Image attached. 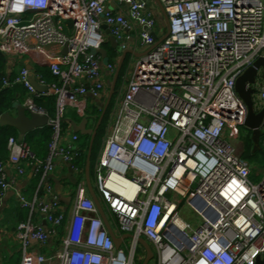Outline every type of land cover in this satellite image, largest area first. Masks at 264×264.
Instances as JSON below:
<instances>
[{
	"label": "built area",
	"instance_id": "1",
	"mask_svg": "<svg viewBox=\"0 0 264 264\" xmlns=\"http://www.w3.org/2000/svg\"><path fill=\"white\" fill-rule=\"evenodd\" d=\"M160 1L170 35L125 68L94 170L93 186L113 231L133 238L115 247L85 179L77 182L69 218L60 195L46 185L32 201L19 197L30 211L15 233L21 264H142L140 238L153 248L155 264H256L264 258V178L252 182L253 167L237 146L248 110L235 90L238 78L264 57V0ZM110 2L0 0V53L9 66L31 57L0 78V92L23 86V105L48 117L35 99L56 100L45 160L25 142L9 139V159L0 160V206L15 183L9 166L18 176L33 168L42 183L58 159L81 173L73 165L81 138L74 133L65 140L62 132L67 111L87 118L93 101L102 112L111 89L107 79L114 80L123 53L155 45L159 26L148 0H118V10ZM104 25L118 43L107 65L92 53L106 42ZM36 68H49L58 83ZM31 77L48 91L38 92ZM184 203L197 225L181 216ZM36 210L48 228L33 220ZM51 241L57 244L47 254L37 252ZM139 248L144 255L138 263Z\"/></svg>",
	"mask_w": 264,
	"mask_h": 264
},
{
	"label": "water",
	"instance_id": "2",
	"mask_svg": "<svg viewBox=\"0 0 264 264\" xmlns=\"http://www.w3.org/2000/svg\"><path fill=\"white\" fill-rule=\"evenodd\" d=\"M155 2L156 4H154ZM148 7L152 9H159L164 17V21L166 23V27L164 28L163 35L161 37L156 36L153 33V36L155 38V45L152 46L150 49H148L143 54H138L134 51H126L123 53L122 58L118 64L117 71L110 89V95L108 97L107 102L105 103V106L102 110V113L99 117V120L95 126V128H88V119L84 118L81 123H77L75 121H72L70 119H66L68 122H70L72 126L73 133L80 134L83 137H90V145L87 155V161H86V167H85V178H86V185L89 191L90 196L95 202L96 207L99 210V213L106 225V228L110 234V236L113 239V242L115 244V247L117 249H120L123 241L125 239L133 238L132 235L126 234L123 237H117L115 232L113 231L107 215L102 207V204L98 198V195L94 189L93 186V180H92V172H91V166H92V152L93 147L95 144V140L97 137L98 130L100 126L102 125L104 118L111 106L112 100L114 98V95L116 93L117 83L119 81L121 72L124 68L126 59L128 55H133L136 58H140L143 55L149 53L154 48H156L158 45H160L169 35H170V22L169 17L165 12V9L161 3L160 0H150L148 1ZM104 29L107 27L104 26ZM110 42L112 44L113 48L117 47V41L114 37L111 36ZM51 48V47H48ZM63 55L68 54V44L64 46ZM94 55H101L104 59V65H107L109 61L108 57V51L104 48L98 50V51H92ZM27 67L31 70L32 67L30 65H27ZM264 79V57L258 58L251 67H249L237 80L236 83V93L238 96L242 99V101L245 103L248 115L244 124V128L252 132V141L254 144L253 152L256 153L257 151L262 150L261 140L264 136V107L258 108L256 106V97L258 96L259 92V86L260 81ZM31 83L36 88V90L40 93L47 92L48 88L45 86H41L39 82L31 77ZM50 118L46 115L41 114H35L29 112V110L23 105V104H15L14 105V111L7 112L0 116V126L2 127H10L15 129L18 132V142L24 143L26 137L31 134L34 131L44 129L49 126ZM68 179L73 185H77V178L74 177V170L71 165H69V174ZM195 206L199 209L200 212H203V214L206 217L210 218V212L207 211L204 206L196 204ZM44 227H47L46 221L44 222ZM141 248L145 251V258L142 261V264H150L151 261L155 258L154 251L151 247V245L143 238H140L138 240ZM256 264H264V258H259L257 260Z\"/></svg>",
	"mask_w": 264,
	"mask_h": 264
},
{
	"label": "crops",
	"instance_id": "3",
	"mask_svg": "<svg viewBox=\"0 0 264 264\" xmlns=\"http://www.w3.org/2000/svg\"><path fill=\"white\" fill-rule=\"evenodd\" d=\"M153 3L156 4L155 2ZM109 7L111 9L118 10L119 8L118 0H111ZM149 11L152 12L155 18L158 17V19L161 18L164 21V17L162 13H159L161 11H159L158 8L152 9L149 7ZM103 33H104V37L106 41L105 43H109L112 47V44L110 42V38H111L110 29L108 27L106 29L103 28ZM156 33L159 34L158 36H160L163 32L156 31ZM112 49L116 51L117 47L116 48L112 47ZM145 51H146L145 49H139L137 53L143 54L145 53ZM29 59L31 61V57H25L19 63H14L12 66H8L7 70H13L14 72L18 71L20 67H22V64H25V62H27V60ZM107 83L111 84L112 86L113 81L112 83H110V79H107ZM263 88H264V83L263 85H261V88L258 92L259 95L257 96V98H259L257 99L258 104H262V107H264V100L261 99V92ZM100 106L101 104L97 105V104H94L92 101L91 107L93 109L94 107L98 108ZM66 115H68L67 119H70L77 123H81L83 120L77 115L75 110H72V109H69ZM74 115H76V117L80 119L81 121L80 122L76 121L74 119L75 118ZM96 117L97 115H95L94 117L88 118V128H95V125L97 124V123L96 124L94 123L96 120ZM90 121H92V124H93L92 126H89ZM73 134L74 133H73L72 126H71V128L65 132V136H64L65 140H67L68 137L70 138ZM80 143L81 144L83 143L82 139H80ZM7 174L11 179H15V183H14V186L3 197V200L0 206V264H15V262L16 264H21L22 262L21 244L16 240L15 233H16L18 225L26 221L30 217V212L28 211V209L21 207V204L19 202V197L22 195L26 197L27 199H29L30 201H32L34 199V195L37 193V190H39L40 187L42 188L40 190V193H41L43 189H45L44 186L50 185L51 187H53L57 195L58 196L60 195L62 209L66 213L67 218H69L71 215V209L73 205L72 195L75 192L76 185L75 187H72L68 183L70 182L68 179L69 165L59 159L56 160V170L47 175L44 183H42L41 181L42 180L41 176L37 175L34 169L29 168V167H27V171L25 175L18 176L15 168L12 166H9L7 168ZM74 177H76L78 180L79 175L74 173ZM24 215L26 216V219L24 221H21ZM33 220L38 224L44 225L45 217L38 210H36L34 212ZM48 227L49 225L47 224V228ZM52 244H54L53 241H51V244L49 245L48 248H39L37 249V252H42V253L47 254L49 250L53 247Z\"/></svg>",
	"mask_w": 264,
	"mask_h": 264
},
{
	"label": "trees",
	"instance_id": "4",
	"mask_svg": "<svg viewBox=\"0 0 264 264\" xmlns=\"http://www.w3.org/2000/svg\"><path fill=\"white\" fill-rule=\"evenodd\" d=\"M103 48L106 49L109 57V61H111L116 56V51H114L109 43H105L103 45ZM8 66H9V58L3 54L0 53V78L5 77L8 74ZM24 64H22V67ZM39 73H41L44 78L50 82V83H58V78L53 76L49 68H39ZM125 72V66L121 72L119 81L117 83L116 92L119 90V87L121 86L123 74ZM117 95V94H116ZM28 97V91L21 85L16 86L11 89L4 90L0 92V116L7 113L14 111V105L15 104H24L26 99ZM116 97V96H115ZM114 97V98H115ZM35 103L38 105V107L44 109L49 117L53 120L55 119V113H56V100L55 98H36ZM113 106V102L104 118V121L102 125L100 126L97 137L95 140V144L93 147L92 152V166H91V172H92V179H94V170H95V164L100 158L102 147L104 144V140L107 134L108 130V122H109V116L110 112ZM256 106L258 108L262 107V104H258L256 102ZM95 113H97V117L95 120V124L98 122L99 117L101 115V112L97 107H94ZM74 119L78 122L81 120L74 115ZM68 118V115H65L64 120L62 121V132L65 134L67 130L71 128L70 122H68L66 119ZM96 126V125H95ZM245 132H248V135L244 137V152L243 157L247 158L248 154L249 157L255 158V162H253L251 165L253 167L252 171H256L255 166L260 167L262 163L264 162V136L261 140L262 150L257 151L256 153L253 152L254 144L252 141V132L247 130ZM80 138L83 140V143L81 144L82 153L80 156L76 159V161L73 163L74 167L79 169L81 173L79 174L78 181H82L85 179V167H86V161H87V155L90 145V137H83L80 134H78ZM53 136V129L51 126H48L44 129H40L37 131L32 132L29 134L26 139L25 143L31 148L32 153L34 156L40 160H45L49 153V145L52 141ZM11 137H15L18 139V132L10 127H2L0 126V160L8 161L9 159V151H8V141ZM262 169V168H261ZM86 181V179H85ZM68 182V181H67ZM72 187H75L71 182H68ZM1 196V191H0ZM29 211V210H28ZM30 212V211H29ZM34 216V214H33ZM26 219V216L24 215L21 219V221H24ZM29 219V218H28ZM27 219V220H28ZM26 220V221H27ZM25 222V221H24ZM54 244L53 247L56 246V241H53Z\"/></svg>",
	"mask_w": 264,
	"mask_h": 264
},
{
	"label": "rangeland",
	"instance_id": "5",
	"mask_svg": "<svg viewBox=\"0 0 264 264\" xmlns=\"http://www.w3.org/2000/svg\"><path fill=\"white\" fill-rule=\"evenodd\" d=\"M157 12H158V10H157ZM159 13H161V12H159ZM155 19H156V22H157V24L159 26L158 31L159 32H163L164 28L166 27L165 21H163L161 18L158 19V17L155 18ZM137 61H138V58L132 57L131 55H128V57L126 59V63H125V68H127L129 66H131L133 68L135 66V64L137 63ZM36 69H38V68H36ZM263 83H264V79H262L260 81L259 90L261 88V85H263ZM258 95H259V93H258ZM257 99H259V98L256 97V102L258 103ZM95 115H97V113H95L94 109L92 107H90V110H89V112L87 114V118L94 117ZM92 125H93L92 121H90V125L89 126H92ZM245 131H246V128H241L240 129V133H239V137L237 139V146H238L240 152H242V153L244 152V144H245L244 143L245 142L244 141V137L246 135H248V132H245ZM245 159H247L251 164L253 162H255V158L249 157V154H248L247 158H245ZM255 168H256V171H254V173L252 174L251 180H252V182L254 184H259L262 181V179L264 178V162L262 163V165L260 167L255 166ZM92 180L94 181V179H92ZM180 214L187 222H190L193 225H197L199 223L198 217L195 215V213L193 212L191 207L189 205H187L186 203L183 204V206L181 208V211H180ZM114 229L117 232L115 226H114ZM141 255H144V251L141 248H139L138 249V254H137V262L138 263H139V256H141ZM156 259H157V257H155L153 259V261H151L150 264H155L156 263ZM15 264H16V262H15Z\"/></svg>",
	"mask_w": 264,
	"mask_h": 264
}]
</instances>
